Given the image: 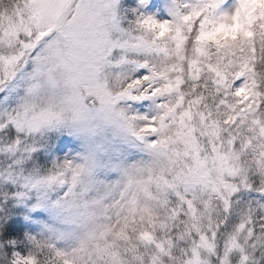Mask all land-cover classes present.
Segmentation results:
<instances>
[{"label":"snow or ice","instance_id":"snow-or-ice-1","mask_svg":"<svg viewBox=\"0 0 264 264\" xmlns=\"http://www.w3.org/2000/svg\"><path fill=\"white\" fill-rule=\"evenodd\" d=\"M0 264H264V0H0Z\"/></svg>","mask_w":264,"mask_h":264}]
</instances>
